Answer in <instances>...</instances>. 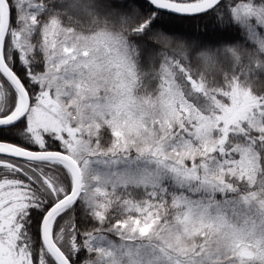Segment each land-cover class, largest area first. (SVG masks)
Here are the masks:
<instances>
[{
	"label": "snow or ice",
	"instance_id": "snow-or-ice-1",
	"mask_svg": "<svg viewBox=\"0 0 264 264\" xmlns=\"http://www.w3.org/2000/svg\"><path fill=\"white\" fill-rule=\"evenodd\" d=\"M0 264H264V0H0Z\"/></svg>",
	"mask_w": 264,
	"mask_h": 264
}]
</instances>
